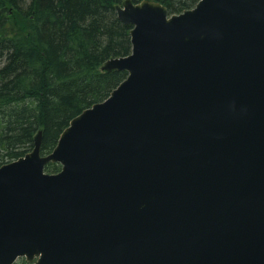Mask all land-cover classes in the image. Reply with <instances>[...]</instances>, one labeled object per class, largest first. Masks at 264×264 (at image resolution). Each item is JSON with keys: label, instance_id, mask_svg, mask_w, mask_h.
I'll use <instances>...</instances> for the list:
<instances>
[{"label": "water", "instance_id": "obj_1", "mask_svg": "<svg viewBox=\"0 0 264 264\" xmlns=\"http://www.w3.org/2000/svg\"><path fill=\"white\" fill-rule=\"evenodd\" d=\"M116 10L127 77L0 166V264H264V0Z\"/></svg>", "mask_w": 264, "mask_h": 264}, {"label": "trees", "instance_id": "obj_2", "mask_svg": "<svg viewBox=\"0 0 264 264\" xmlns=\"http://www.w3.org/2000/svg\"><path fill=\"white\" fill-rule=\"evenodd\" d=\"M123 1L0 0V165L33 148L39 130L50 152L75 116L127 77L102 68L132 51L131 26L116 10ZM155 1L180 13L199 0Z\"/></svg>", "mask_w": 264, "mask_h": 264}, {"label": "rangeland", "instance_id": "obj_3", "mask_svg": "<svg viewBox=\"0 0 264 264\" xmlns=\"http://www.w3.org/2000/svg\"><path fill=\"white\" fill-rule=\"evenodd\" d=\"M119 71H126V70H119ZM127 72V71H126ZM127 75H128V72H127ZM33 148H31L29 151H31ZM62 167V166H61ZM25 259V257H20V258H18V260H17V262L15 263V264H22V260H24ZM26 260V259H25ZM29 264H32V262L31 263H29Z\"/></svg>", "mask_w": 264, "mask_h": 264}]
</instances>
